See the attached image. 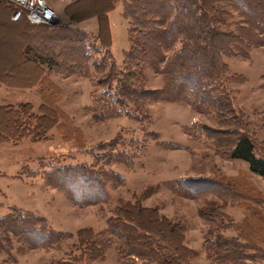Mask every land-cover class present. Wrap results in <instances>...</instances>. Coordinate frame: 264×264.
Returning a JSON list of instances; mask_svg holds the SVG:
<instances>
[{
  "label": "rangeland",
  "instance_id": "374dc122",
  "mask_svg": "<svg viewBox=\"0 0 264 264\" xmlns=\"http://www.w3.org/2000/svg\"><path fill=\"white\" fill-rule=\"evenodd\" d=\"M63 1L47 0L62 24ZM121 11L119 3L112 13L116 24L112 54L117 64L130 44L126 22L118 16ZM9 22L0 6V73L7 69L15 75L31 73L21 61L26 28ZM225 63L232 76L231 83L224 85L230 113H198L184 100H147L140 109L128 104L132 116L98 119L91 110L93 102L101 100L103 88L94 71L86 77L50 72V82L41 87L47 100L36 91L0 89V105L30 102L33 109L26 116H47L41 121L48 126L40 141L28 138L19 144H0V218L32 212L45 221L42 233L33 232L26 241L13 239L10 251L0 254V264H122L116 245L102 259H91L77 244V233L85 228L95 233L106 230L107 221L129 203L153 209L159 218L180 226L193 252L189 264H211L205 242L209 233H213L209 238L219 233L228 238L241 235L252 244L247 264H264V177L233 159L229 142L238 134L248 135L257 154L264 155V48L253 50L249 58ZM146 79L148 90L160 91L165 85L151 71ZM43 101L50 106L47 115L40 107ZM48 116L56 121L50 123ZM36 124L32 120L30 126ZM214 137L223 141L215 142ZM110 147L135 157L127 164H111L108 170L113 175L106 179L103 173L101 178L107 181L103 185L65 170L95 162L99 168L95 157L110 155ZM53 169L60 171V179H49L46 173ZM140 217L147 219L142 222L145 227L170 231L167 224L157 225L154 213ZM57 233L62 238L44 247ZM132 261L128 258L126 264ZM137 264L147 263L138 260Z\"/></svg>",
  "mask_w": 264,
  "mask_h": 264
},
{
  "label": "trees",
  "instance_id": "16d2710c",
  "mask_svg": "<svg viewBox=\"0 0 264 264\" xmlns=\"http://www.w3.org/2000/svg\"><path fill=\"white\" fill-rule=\"evenodd\" d=\"M72 1L65 9L67 21L63 24L32 25L25 16L14 22L16 24L9 23L26 28V35L21 38V61L23 65L32 66L31 73H26V70L23 73L33 78L34 84L38 82L42 87L50 82V72L62 77L72 74L86 77L94 71L101 77L98 79L103 88L102 98L93 102L91 110L98 119L132 116L128 104L140 109L147 100H184L198 113H223L226 110L230 113L232 105L226 97L224 85L231 83L232 76L225 60L249 58L253 50L264 48V0ZM99 1L105 3L104 7ZM119 1L124 4L123 15L129 25L130 41L121 64H117L110 52L107 17ZM0 6L9 16L16 10L8 0H0ZM92 18L100 22L96 36L76 26ZM148 71L163 78V89L146 88ZM5 72L8 76L15 75L12 70ZM43 95L42 100H47L48 96ZM46 102L40 106L43 114L50 108ZM32 109L30 103L17 107L0 105V144H19L28 138L41 140L42 131L48 127L41 120L47 116H26ZM27 120H35L37 124L31 127ZM47 121L53 123L56 120L48 116ZM214 140L223 141L215 137ZM229 142L232 144L231 157L244 161L252 173L264 177V155L257 154L251 138L238 134ZM110 149V155L105 153L95 157L99 168L94 167L95 162L91 166L79 165L65 170L87 178L90 183L103 185L107 181L101 178L102 174H107L104 175L106 179L113 175L108 170L111 164H127L135 157L125 151L119 153L115 147ZM59 172L53 169L46 174L49 179H60ZM50 184L57 187L55 183ZM141 213H154L157 225L167 224L170 231L145 227L143 221L147 219L140 217ZM44 222L32 212L7 214L0 218V254L10 251L13 239L26 241L33 232L45 231ZM57 235L43 246L62 238L61 233ZM209 236L205 242L211 251V264H247L251 260L247 250L252 248V244L241 235L239 238H228L220 233ZM77 240L91 259H102L106 251L116 245L119 257L124 261L122 264H126L128 258L133 260L132 264H137L138 260L147 264H189L193 255L192 249L185 244L179 225L159 218L153 209L131 203L126 209L119 208L116 217L107 221L106 230L95 233L90 228L82 229L77 233Z\"/></svg>",
  "mask_w": 264,
  "mask_h": 264
},
{
  "label": "crops",
  "instance_id": "0c3cea01",
  "mask_svg": "<svg viewBox=\"0 0 264 264\" xmlns=\"http://www.w3.org/2000/svg\"><path fill=\"white\" fill-rule=\"evenodd\" d=\"M63 2H64V5L62 6V10L60 12L63 11L62 13H64V20L67 21V17L65 15V9L69 5H71V3L73 1L72 0H64ZM119 3L122 4V11H121L120 14H118V16L122 17V21L124 20L126 22L125 23L126 24L125 25V31H126L127 39L129 41V25H128V22L126 21V19L124 18V15H123V13H124V4H123L122 1H119L118 3H116L114 10L111 11L110 13H108V15H107V17H108V25H109V30H110V37H111V47H110V52L111 53H112V50L114 48L115 27H116V24L112 21V13H116L114 11H116V8H117ZM51 5L56 6V4L52 3V1H51ZM53 8H55V7H53ZM12 16L11 15L9 16L10 17V22L13 23V24H16V23H14L16 21L12 20ZM60 17L61 16H59V18ZM99 23L100 22H99V20L97 18H92L90 20H87V21H84V22H82L80 24H77L76 26L79 27V28L84 29L89 34L96 36V35H98V31H99ZM91 25L93 26L92 28L89 27ZM129 47H130V44L127 45V48L124 51H122V60H121V62H119V64L122 63L124 53H125V51H127L129 49ZM30 67H32V66H30ZM7 74H8L7 72H5L4 74L0 73V89L4 88V89H7V90H11L14 93H20V92L27 93V92L36 91L37 93H39L41 95V98H42L41 84H37L38 82L34 84L33 83V78H31L30 76L27 77V75L25 76V74H17L18 76L17 75L8 76ZM19 80L22 81V82H25V83L24 84H22L21 82L19 83L18 82ZM6 81H8L9 83H6ZM10 95H11V97L14 96L13 94H10ZM22 103H30V102H21L20 104H22ZM30 104H32V103H30Z\"/></svg>",
  "mask_w": 264,
  "mask_h": 264
},
{
  "label": "built area",
  "instance_id": "2783aa9c",
  "mask_svg": "<svg viewBox=\"0 0 264 264\" xmlns=\"http://www.w3.org/2000/svg\"><path fill=\"white\" fill-rule=\"evenodd\" d=\"M15 5L16 10L12 16L13 21L25 18L32 25L55 26L60 23L55 10L47 3V0H8Z\"/></svg>",
  "mask_w": 264,
  "mask_h": 264
},
{
  "label": "bare ground",
  "instance_id": "6f19581e",
  "mask_svg": "<svg viewBox=\"0 0 264 264\" xmlns=\"http://www.w3.org/2000/svg\"><path fill=\"white\" fill-rule=\"evenodd\" d=\"M100 2V5L102 6V7H104V5H105V3L104 2H102V1H99ZM98 3V2H97ZM97 7V6H96ZM24 82H22V84H23ZM30 83V82H29ZM27 85V84H26Z\"/></svg>",
  "mask_w": 264,
  "mask_h": 264
}]
</instances>
